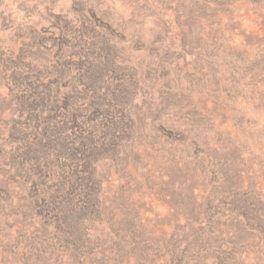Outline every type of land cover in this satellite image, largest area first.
Masks as SVG:
<instances>
[{"label":"rangeland","instance_id":"374dc122","mask_svg":"<svg viewBox=\"0 0 264 264\" xmlns=\"http://www.w3.org/2000/svg\"><path fill=\"white\" fill-rule=\"evenodd\" d=\"M0 264H264V0H0Z\"/></svg>","mask_w":264,"mask_h":264},{"label":"trees","instance_id":"16d2710c","mask_svg":"<svg viewBox=\"0 0 264 264\" xmlns=\"http://www.w3.org/2000/svg\"><path fill=\"white\" fill-rule=\"evenodd\" d=\"M95 145H93L92 146V144H91V146H89V147H86V148H84L83 149V152H86L87 154L85 155V156H89L93 151H95V147H94ZM60 153H62V152H60ZM61 167H63V168H67V167H69L68 165H66V164H64V163H61V164H59ZM70 168V167H69ZM71 173V175H72V173H73V171H71L70 172ZM92 189H94V190H96V187H94V186H90ZM95 194H96V192H95ZM84 219H85V217L84 218H82V221H84ZM73 220V223H71V224H69V225H67V226H65L66 228H69V232H74V231H78V229H81V228H79V223H81V221H77V218H73L72 219ZM64 226V225H63ZM62 234H63V232H62ZM76 238V237H75ZM75 238L74 237H72V236H70V240H68V242H66L65 244H62L61 243V237L59 238L57 235H56V243L54 244H52V246H49V247H47V248H43L42 249V251H44L45 249H49V251L53 254L58 248H62L63 249V251L62 252H64V249L65 248H68V247H71V245L72 246H74L75 245V247L76 248H78V245H77V241H75ZM60 240V241H59ZM57 244H59V246L57 245ZM58 246V247H57Z\"/></svg>","mask_w":264,"mask_h":264}]
</instances>
